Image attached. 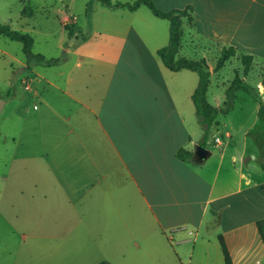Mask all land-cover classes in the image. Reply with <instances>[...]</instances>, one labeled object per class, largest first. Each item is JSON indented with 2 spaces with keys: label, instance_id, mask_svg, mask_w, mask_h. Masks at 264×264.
Listing matches in <instances>:
<instances>
[{
  "label": "crops",
  "instance_id": "1",
  "mask_svg": "<svg viewBox=\"0 0 264 264\" xmlns=\"http://www.w3.org/2000/svg\"><path fill=\"white\" fill-rule=\"evenodd\" d=\"M153 2L162 11L191 7L178 56L195 59L183 53L197 46L196 34L208 38L217 57L229 46L253 61L260 46L264 52V0ZM121 11L126 23L120 43L97 46L89 61L78 59L67 72L59 61L52 66L55 76L30 69L34 76L22 100L30 99L33 110L26 106L19 117L31 115L43 140L39 158L30 159L33 172L12 173L11 189L21 195L20 240L42 256L41 264H183L197 246L206 254L210 238L219 234L232 263L233 253L246 257L258 246L245 228L259 222L264 229V139L248 138L260 121L257 101L237 90L232 110L217 117L218 132L228 117L249 109L253 119L240 147L225 130L215 143L221 146L216 157L210 152L200 164L194 156L179 159V148L193 152L186 149L194 142L187 124L195 115L191 96L198 75L171 71L159 59L157 50L169 40L166 19L145 5ZM200 58L211 83L224 67L215 73L216 58ZM233 60L239 63L231 58L225 66ZM254 90L260 97L264 84ZM224 104L225 96L221 105H210Z\"/></svg>",
  "mask_w": 264,
  "mask_h": 264
},
{
  "label": "rangeland",
  "instance_id": "2",
  "mask_svg": "<svg viewBox=\"0 0 264 264\" xmlns=\"http://www.w3.org/2000/svg\"><path fill=\"white\" fill-rule=\"evenodd\" d=\"M110 1L132 3L134 0ZM121 10L125 9L106 7L100 0H0V23L7 24L12 30L31 35L33 53L41 54L47 59L58 58L67 72L78 59L89 61L95 54L97 46L122 41L119 31L125 27L126 20ZM67 32L71 35L68 36ZM261 38L263 45L264 36ZM195 42L197 46L188 49L189 51L183 53L184 56L195 59L201 56L206 59L217 57V52L209 46L206 36L196 34ZM204 48L206 50H203ZM66 49L69 53L65 51ZM239 63L233 60L216 77H211L207 94L210 104L221 105L230 80L234 74H240ZM83 65L84 69L88 64ZM30 69L42 74H46V70L52 76H55L56 70L52 66L46 68L37 65L33 60L27 62L22 53V45L0 35V102H6L0 110V264H41L44 261L40 258L41 255L30 252L20 240L22 228L18 222L23 218L19 209L21 195L11 189L12 173L24 172L26 177L33 172L36 165L30 163V159L37 158L42 151L43 136L37 123L32 124L31 115L25 120L21 119L22 116L19 117L24 113L26 106L29 111L33 110L30 99L22 100V96L26 94L25 88L29 77L34 76ZM263 71L264 52L263 46H260L254 51L252 71L244 82L254 88L258 83L262 84L259 74L262 76ZM239 94L241 97L242 93ZM260 98L264 101V91L260 93ZM237 103L242 106L243 101L237 100ZM242 107L247 108L246 104ZM246 112L242 117L234 114L225 119L227 127L223 130L220 125L218 132L213 129L212 136L216 135L222 142V135L228 130L232 141L240 147L243 139L242 130L253 119L248 113L249 109ZM193 118L192 122L187 124L194 142L187 144L186 149L191 150H194V145H200V137L202 138L196 116ZM263 132L264 123L257 121V124L252 126L248 138L261 136L264 139ZM202 147L213 153L212 158L221 150V146L211 143H206ZM235 150L233 151L236 152ZM244 231L247 237L254 236L258 247H254L246 257H239L233 253V264H257L256 260L264 264V245L256 226L250 225ZM166 235L169 236L170 232L167 231ZM211 243L214 247H211ZM209 245L206 254L203 247L197 246L196 255L189 262L185 260L183 264H224L216 237L210 238Z\"/></svg>",
  "mask_w": 264,
  "mask_h": 264
},
{
  "label": "trees",
  "instance_id": "3",
  "mask_svg": "<svg viewBox=\"0 0 264 264\" xmlns=\"http://www.w3.org/2000/svg\"><path fill=\"white\" fill-rule=\"evenodd\" d=\"M106 7L109 8H123L130 12L135 11L140 5H145L152 13L158 18L166 19L169 22V40L166 46L157 50V55L163 65L171 71H178L180 69H188L194 71L198 75V83L195 91L191 96L192 103L195 109V116L202 131V138L200 145L206 143L215 145L212 136V130L216 128L219 123L217 117L219 115L228 114L233 108L234 92L241 90L249 94L258 103L257 118L264 123V101L261 100L259 95L255 92L254 88L245 83L241 76H246L251 69L253 57L248 54L237 53V51L229 46L221 49L218 57L213 64V72L217 73L225 67L227 61L231 58H236L241 65V74H234L233 79L229 82L226 90L224 91L225 104L223 107H214L206 100V94L210 83V71L207 62L204 58L189 59L186 57L178 56L181 46V38L183 34V22L192 23L191 7L187 6L184 9H172L169 11H162L156 7L153 0H134L132 3H111L110 0H100ZM65 29L67 26L65 25ZM68 36L71 34L67 32ZM0 35L7 37L12 41L19 42L22 45V53L26 61H35L40 66H54L59 63L58 58L47 59L41 54H35L32 51L33 38L25 32L12 30L7 24L0 23ZM262 83L264 84V71L262 73ZM177 157L181 160L191 159L193 152L187 151L183 148L177 150ZM256 227L262 243L264 245V233L259 222ZM217 241L222 253L224 264H233L227 245L221 234L217 235ZM97 264H111L108 261H100Z\"/></svg>",
  "mask_w": 264,
  "mask_h": 264
},
{
  "label": "water",
  "instance_id": "4",
  "mask_svg": "<svg viewBox=\"0 0 264 264\" xmlns=\"http://www.w3.org/2000/svg\"><path fill=\"white\" fill-rule=\"evenodd\" d=\"M4 102H0V110L3 106ZM194 153V162L195 163H202L204 160H206L210 156V151L201 145H196L193 150Z\"/></svg>",
  "mask_w": 264,
  "mask_h": 264
},
{
  "label": "built area",
  "instance_id": "5",
  "mask_svg": "<svg viewBox=\"0 0 264 264\" xmlns=\"http://www.w3.org/2000/svg\"><path fill=\"white\" fill-rule=\"evenodd\" d=\"M214 142L218 143L219 142V138L218 137L214 138Z\"/></svg>",
  "mask_w": 264,
  "mask_h": 264
}]
</instances>
